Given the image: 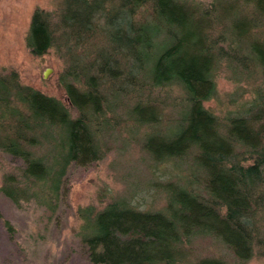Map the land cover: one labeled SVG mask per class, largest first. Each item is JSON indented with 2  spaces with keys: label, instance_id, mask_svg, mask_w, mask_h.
I'll use <instances>...</instances> for the list:
<instances>
[{
  "label": "trees",
  "instance_id": "obj_1",
  "mask_svg": "<svg viewBox=\"0 0 264 264\" xmlns=\"http://www.w3.org/2000/svg\"><path fill=\"white\" fill-rule=\"evenodd\" d=\"M213 2L205 7L197 0H62L57 11L36 7L25 44L37 57L61 42L72 41L76 47L98 29L111 30V53L103 56L96 47L93 59L74 57L61 77L68 105L23 84L15 70L0 72V151L24 162L19 177L3 176L0 190L16 203L57 197L67 166L100 157L101 126H118V111L133 126L157 124L160 110L144 106L138 98L143 82L151 87L176 85L182 91L179 100L169 104L183 107L180 126L169 130L165 142L154 145L147 138L143 147L155 162L191 157L202 177L191 174L183 184H164L165 204L157 211L137 209L122 198L98 211L92 206L79 210L81 239L91 264H184L191 241L206 236L224 244L236 264L264 256L263 87L240 107L243 113L237 110L225 121L203 106L216 94L213 69L221 59L247 78L257 67L264 86V0H217L221 12L235 8L233 39L215 26ZM160 24L185 29L189 36L168 33L166 42L158 36ZM240 38L246 39L241 52L236 44ZM184 46L198 54L204 51V62L178 59L186 53ZM75 58L83 62L81 67H76ZM71 80L84 83L75 86L68 83ZM111 99L115 103L110 105ZM53 131L63 137L60 141L58 136L57 158L39 153ZM196 264L229 263L204 257Z\"/></svg>",
  "mask_w": 264,
  "mask_h": 264
},
{
  "label": "rangeland",
  "instance_id": "obj_2",
  "mask_svg": "<svg viewBox=\"0 0 264 264\" xmlns=\"http://www.w3.org/2000/svg\"><path fill=\"white\" fill-rule=\"evenodd\" d=\"M197 1L205 7L212 2ZM213 1L216 4L212 11L215 26L220 25L219 32L233 39L235 8L230 7L226 12H221L217 0ZM61 2L62 0H0V72L15 70L23 84L68 105L61 77L74 57H81L84 61L93 59L96 47L103 52V56L111 53V42H108L111 30L108 29L103 34L98 29L91 34L92 37L89 36L88 41L76 47L72 41L67 44L61 42L60 46H52L43 56L32 55L25 44L32 11L36 7L45 11H57ZM193 29L195 28H189V32L192 33ZM157 30L158 36L166 42L169 41L166 39L170 35L168 33L189 36L185 29L181 31L162 24L158 25ZM57 35L61 36V31ZM245 40L240 38L236 42L237 51L241 52ZM95 42L97 46L94 45ZM67 47L71 51L67 52ZM184 47L182 51L186 53L181 54L183 57L178 59L188 57L184 59L186 62H204V51L198 54L197 50ZM261 56L264 58V50ZM77 60L75 58L76 67H81L83 62L79 64ZM170 62L174 64L176 56ZM213 70L216 94L203 102V106L221 121H225L229 114H236L240 107L247 106L262 87L264 94L263 77L257 67V72L253 70V75L249 78L237 68L227 65L223 59ZM133 71L137 72V67ZM143 78L145 79V75ZM68 83L80 86L84 82L71 80ZM105 86L110 84L105 82ZM181 94V89L176 85L151 87L148 82H143L142 89H138V98L144 100V106L160 110L158 123L139 124L136 127L131 125L122 111L115 113L114 116L120 120L118 126L110 130L104 122L101 126L103 131L98 134L100 157L85 165L71 163L67 166L57 197L48 200L32 197L28 200L20 199L16 203L0 190V264H91L81 239L83 220L79 216V210L92 206L98 211L112 200L122 198L137 209L157 211L165 204L164 184L170 181L183 184L191 174L202 177L203 171L191 157L188 160L165 159L155 162L143 147L147 138H151L154 145L165 142L169 138V130L180 126L179 118L183 116V107L178 104L173 108L169 104L179 100ZM115 99L119 100V96ZM113 102L115 103L111 99L109 104ZM239 112L241 114L244 111ZM106 114L111 117L110 113ZM72 115H76L75 110ZM172 118L174 120L167 122ZM57 134L54 131L48 132V142L39 151L40 154L58 157L63 137L60 133ZM23 167L22 159L0 151V186L5 174L12 173L19 177ZM5 221L9 222L10 227ZM204 257L221 258L229 264H236L233 253L213 237L193 239L185 250L183 261L184 264H196ZM244 264H264V256H254Z\"/></svg>",
  "mask_w": 264,
  "mask_h": 264
}]
</instances>
